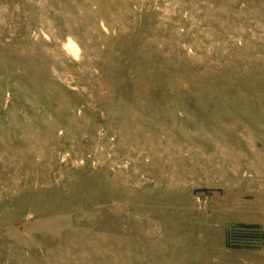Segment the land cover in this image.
<instances>
[{
	"label": "rangeland",
	"instance_id": "rangeland-1",
	"mask_svg": "<svg viewBox=\"0 0 264 264\" xmlns=\"http://www.w3.org/2000/svg\"><path fill=\"white\" fill-rule=\"evenodd\" d=\"M264 0H0V264H264Z\"/></svg>",
	"mask_w": 264,
	"mask_h": 264
},
{
	"label": "trees",
	"instance_id": "trees-1",
	"mask_svg": "<svg viewBox=\"0 0 264 264\" xmlns=\"http://www.w3.org/2000/svg\"><path fill=\"white\" fill-rule=\"evenodd\" d=\"M260 244H264V231L257 224L236 223L226 229L227 248H256Z\"/></svg>",
	"mask_w": 264,
	"mask_h": 264
}]
</instances>
